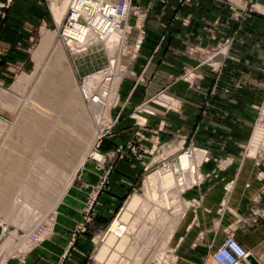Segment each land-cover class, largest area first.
Returning <instances> with one entry per match:
<instances>
[{
    "label": "crops",
    "instance_id": "1",
    "mask_svg": "<svg viewBox=\"0 0 264 264\" xmlns=\"http://www.w3.org/2000/svg\"><path fill=\"white\" fill-rule=\"evenodd\" d=\"M128 1L130 55L117 86L112 130L99 146L101 154L122 151L106 187L91 199L93 226L112 217L149 149L194 147L209 158L200 171L216 173L221 183L201 187L207 197L182 214L172 238L180 264H214L211 253L226 236L264 264V156H242L264 106V0L254 2V12L241 11L244 0ZM46 18L42 0H9L0 8L1 80L22 66L19 52L36 42ZM187 74L192 76L181 79ZM161 94L174 106L152 102ZM6 172L0 169V178L19 177ZM225 182H232L226 193ZM90 250L87 233L68 234L25 264H86Z\"/></svg>",
    "mask_w": 264,
    "mask_h": 264
},
{
    "label": "rangeland",
    "instance_id": "2",
    "mask_svg": "<svg viewBox=\"0 0 264 264\" xmlns=\"http://www.w3.org/2000/svg\"><path fill=\"white\" fill-rule=\"evenodd\" d=\"M51 2L42 0L45 26L36 42L19 52L22 66H16L9 78L0 79V169L19 176L0 178V264H7L5 256L25 264L26 257L35 251L50 249L55 237L86 233L91 244L86 264H180L172 244L180 218L207 197V191L199 193L201 187L209 189L221 182L216 173L200 171L209 162L207 155L203 163L199 151L183 153L194 147L175 145L171 152L168 144H159L148 150L141 170L128 179V189L112 217L101 226H93L89 216L92 200L106 187L115 154L122 151L101 154L99 146L114 123L112 110L117 86L126 74L130 32L114 39L112 56L113 38L96 44L92 34L89 43L95 44L86 51L67 49L58 36L59 23ZM129 30L125 25L124 33ZM98 77L96 88L102 87L105 96L96 97L90 87V100L86 101L80 90L85 80L98 81ZM152 102L161 108L174 106V100L163 94ZM263 117L264 106L242 150L246 158L264 156L248 153L257 126L264 124ZM131 154L137 157L134 151ZM185 155L193 160L191 174L173 175L172 184H167L162 173ZM151 175L157 176L154 187L149 184ZM231 184L225 182L221 189L226 193ZM134 198L140 203L122 223L120 219ZM114 222L120 223L119 230L109 245ZM36 228L42 231L40 235ZM125 236L128 240L118 248ZM105 246L108 253L100 260L98 254ZM112 254L116 255L113 261Z\"/></svg>",
    "mask_w": 264,
    "mask_h": 264
},
{
    "label": "bare ground",
    "instance_id": "3",
    "mask_svg": "<svg viewBox=\"0 0 264 264\" xmlns=\"http://www.w3.org/2000/svg\"><path fill=\"white\" fill-rule=\"evenodd\" d=\"M51 10L54 15V19L59 23V26H61L64 15L67 11V6L71 3L72 0H51ZM96 6L97 3L95 0H75L73 1V6L72 8L74 9V16H73V21L70 25V27H65L64 30V36L67 38L66 42H62L63 46L66 47L67 49L77 51V52H83L86 51L87 48L91 47L95 43H89L92 38H90V35H93V38L96 40V44H104L108 40L113 38V41H110V54L111 56L114 54V47L112 46L115 42V38L121 39L124 36V30L125 27L123 26L121 28H116L115 23L120 21V17L116 15L114 12H110V9L104 12L103 15L98 13L96 11ZM98 7V6H97ZM111 14L113 16L112 22H108L105 19V16ZM82 19L85 21V24L79 25L78 24V19ZM114 23V24H113ZM109 45V46H110ZM115 52V51H114ZM101 77V76H100ZM100 77H98L97 80H92V79H87L85 80L84 85L82 86L81 95L86 101L90 100V87H92V91L97 94L96 97H101L104 98V94H102V89L98 90L96 86H98L95 83H100ZM97 79V78H94ZM105 81H107L105 79ZM98 93H100L98 95ZM94 95V94H93ZM92 95V96H93ZM89 98V99H88ZM92 98V97H91ZM103 100V99H102ZM264 120V117H263ZM262 120V121H263ZM248 153L250 156H255L256 154L262 153L264 155V124L259 123L257 126V129L254 133L253 139H252V144L250 149L248 150ZM192 158L189 155H185L179 159H177L174 164L170 166V171H165L163 172L162 176L167 180V184L171 183V177L173 175L176 176H189L192 171ZM189 179V178H188ZM162 180V179H161ZM157 183V176L156 175H151L149 178V184L151 187H154V185ZM163 184V183H162ZM172 184V183H171ZM154 196L156 193H153ZM139 198V197H138ZM138 198H134L129 204H128V209L124 214L122 215L120 221L122 223L126 222L130 216V213L139 205L140 201ZM117 221V220H116ZM119 221V222H120ZM119 222H114L111 225L110 228V237L108 240L109 245H113L115 241V233L119 230ZM127 236H125L120 244L118 245V248L122 246L123 243L126 242ZM108 253V247H103L99 254H98V259L102 260L106 257ZM116 258L115 254H112L110 260L113 261Z\"/></svg>",
    "mask_w": 264,
    "mask_h": 264
},
{
    "label": "built area",
    "instance_id": "4",
    "mask_svg": "<svg viewBox=\"0 0 264 264\" xmlns=\"http://www.w3.org/2000/svg\"><path fill=\"white\" fill-rule=\"evenodd\" d=\"M73 1L75 0H72L71 3L67 6V11L64 15L63 22L57 32L59 34L58 35L59 38L61 39V43L66 42L67 40V38L64 36L65 27H70L71 23L74 22L72 19L74 16V9L72 8ZM192 1H195V0H178L180 4H188ZM255 1L256 0H244V3L242 4V7H241V11L242 12H254V4H255L254 2ZM8 2L9 0H5V3L1 4L0 8L1 9L6 8ZM95 2L97 3V6H98V7L96 6V11L100 13L101 15H103L105 11L110 9V12L112 11L120 17L119 22H116L115 24L113 23L116 28L122 29L123 26L125 27V25H127L126 23H127L128 17L130 16V14H133L132 8L128 0H95ZM105 19L108 22H112L113 16L111 14H108L105 16ZM78 20H79L78 21L79 25H81V23L85 24L84 20L80 18ZM130 30L125 32L123 36L126 37V35L129 34ZM191 76H192L191 74L183 75L181 79L185 81ZM99 140L100 138L95 143L96 147L99 145ZM193 150H196L202 153L204 157L203 163L207 161L206 152L200 149L193 148L190 151L189 150L183 151V153L191 152ZM261 216L263 217V213L261 214ZM41 232L42 231L39 230V228H36V234L38 233V235H40ZM248 256H250L249 252L242 249L237 244V242L234 241L232 236H226L221 242V244L211 253V260L214 264H248L246 260Z\"/></svg>",
    "mask_w": 264,
    "mask_h": 264
},
{
    "label": "water",
    "instance_id": "5",
    "mask_svg": "<svg viewBox=\"0 0 264 264\" xmlns=\"http://www.w3.org/2000/svg\"><path fill=\"white\" fill-rule=\"evenodd\" d=\"M246 260L248 264H258L251 256H248Z\"/></svg>",
    "mask_w": 264,
    "mask_h": 264
}]
</instances>
